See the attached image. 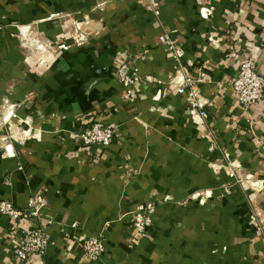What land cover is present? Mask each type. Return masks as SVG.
<instances>
[{
    "label": "crops",
    "instance_id": "1",
    "mask_svg": "<svg viewBox=\"0 0 264 264\" xmlns=\"http://www.w3.org/2000/svg\"><path fill=\"white\" fill-rule=\"evenodd\" d=\"M21 30L60 51L32 53ZM235 51L264 76V0H0V203L42 196L52 223L42 260L17 261L29 223L0 214V264H264V190L228 175L236 162L264 189V100L253 115L239 104ZM122 66L141 81L127 87ZM200 70L206 121L175 91ZM94 122L119 126L109 148L76 137ZM152 203L133 247V213ZM103 232L91 261L83 243Z\"/></svg>",
    "mask_w": 264,
    "mask_h": 264
},
{
    "label": "built area",
    "instance_id": "2",
    "mask_svg": "<svg viewBox=\"0 0 264 264\" xmlns=\"http://www.w3.org/2000/svg\"><path fill=\"white\" fill-rule=\"evenodd\" d=\"M84 36L80 35L76 38V42L81 44L84 41ZM86 39V38H85ZM161 45L168 48L175 53V59L180 58V51L175 42L168 34L163 35L159 39ZM232 59L239 65V77L231 82L234 94L239 104L248 112L252 114V110L258 108L264 100V76L257 70L256 60L237 51L233 52ZM126 66H122L119 70V77L127 87L141 81L136 73L131 78L125 74ZM207 82V73L205 70H200L198 76H184L176 85L175 91L182 96H185L190 104L191 110L197 114L203 121L210 118V113L207 109L206 103L202 98V89ZM130 98V96H127ZM119 133V126L106 122H94L81 132L77 134V138L81 142L84 150L93 147H100L103 149L109 148L117 138ZM232 170L228 175L231 179H237L239 173L236 169L238 166L234 162H229ZM48 206V202L42 196L34 197L29 200L25 208L17 209L10 202L0 203V214L7 217L9 220L20 223L27 220L29 225L25 227L24 234L20 236L15 244L13 250L15 259L17 261L28 260H42L47 254L51 245L52 237L47 231V225L51 222H45L42 218V211ZM157 208L152 204L139 207L134 215L133 227L135 235L131 239L133 247H139L142 240H144L153 227L154 216ZM76 226V224H74ZM16 227H12L11 231L15 232ZM107 249V238L105 232L99 234L97 237L88 238L83 243V250L85 257L91 261L97 262L102 259Z\"/></svg>",
    "mask_w": 264,
    "mask_h": 264
},
{
    "label": "rangeland",
    "instance_id": "3",
    "mask_svg": "<svg viewBox=\"0 0 264 264\" xmlns=\"http://www.w3.org/2000/svg\"><path fill=\"white\" fill-rule=\"evenodd\" d=\"M31 32H27V37L24 30H21V36L25 37L23 40H27V42H30V44L33 46L34 51L32 53H53V54H57L60 51V47L57 45V38H47L46 36L42 35V34H38L39 32H35L37 35L36 36H30ZM77 36V35H76ZM74 37V39H76L77 37ZM73 37V36H72ZM88 42L87 39L84 38V41H82V44H86ZM119 80L122 81V79L119 77ZM236 163V162H235ZM239 181L242 184H249V186L253 189V192L255 195H259L263 192V181L258 179L256 176H252L250 174H239ZM138 209V208H137ZM136 209V210H137ZM136 212V211H135ZM135 212L133 213V218L135 215Z\"/></svg>",
    "mask_w": 264,
    "mask_h": 264
}]
</instances>
